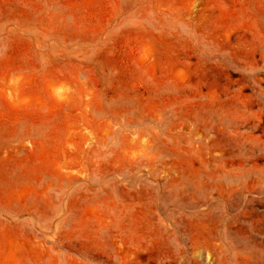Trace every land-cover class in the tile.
<instances>
[{"label": "rangeland", "instance_id": "1", "mask_svg": "<svg viewBox=\"0 0 264 264\" xmlns=\"http://www.w3.org/2000/svg\"><path fill=\"white\" fill-rule=\"evenodd\" d=\"M0 264H264V0H0Z\"/></svg>", "mask_w": 264, "mask_h": 264}]
</instances>
